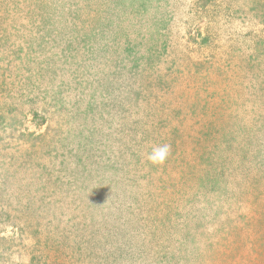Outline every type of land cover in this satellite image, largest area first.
Returning a JSON list of instances; mask_svg holds the SVG:
<instances>
[{"label": "rangeland", "instance_id": "rangeland-1", "mask_svg": "<svg viewBox=\"0 0 264 264\" xmlns=\"http://www.w3.org/2000/svg\"><path fill=\"white\" fill-rule=\"evenodd\" d=\"M0 264H264V0H0Z\"/></svg>", "mask_w": 264, "mask_h": 264}, {"label": "clouds", "instance_id": "clouds-1", "mask_svg": "<svg viewBox=\"0 0 264 264\" xmlns=\"http://www.w3.org/2000/svg\"><path fill=\"white\" fill-rule=\"evenodd\" d=\"M170 152L171 146L169 144L157 145L148 154V160L153 165H162L170 155Z\"/></svg>", "mask_w": 264, "mask_h": 264}]
</instances>
